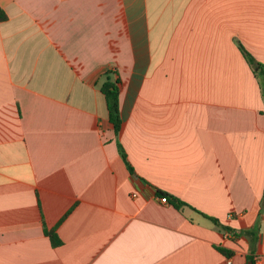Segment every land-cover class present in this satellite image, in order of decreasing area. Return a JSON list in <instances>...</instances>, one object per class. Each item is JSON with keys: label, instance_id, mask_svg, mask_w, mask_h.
Masks as SVG:
<instances>
[{"label": "crops", "instance_id": "obj_1", "mask_svg": "<svg viewBox=\"0 0 264 264\" xmlns=\"http://www.w3.org/2000/svg\"><path fill=\"white\" fill-rule=\"evenodd\" d=\"M0 9V264H264V0Z\"/></svg>", "mask_w": 264, "mask_h": 264}, {"label": "trees", "instance_id": "obj_2", "mask_svg": "<svg viewBox=\"0 0 264 264\" xmlns=\"http://www.w3.org/2000/svg\"><path fill=\"white\" fill-rule=\"evenodd\" d=\"M4 17H5V14L0 9V20L3 19ZM240 49L242 53L244 54L248 63H250L252 67L258 68L259 70H261L264 74V68L262 67V65L256 62L253 59V57L242 46H240ZM119 83H120L119 78H114L111 72L108 71L106 72L104 79L99 86L100 91L103 93L105 100H106L107 111H108V121L112 124V127L115 133L119 132L121 128V124H122V118H121L120 111H119V91H120ZM119 151H120V155L122 156V159L126 162V165L128 166V168L132 170V168L129 166L126 160V155L121 147ZM158 194H163V193L159 191ZM164 197L166 198V200H168L166 195H164ZM263 202H264V196L262 198V204ZM173 203L177 208H180L181 205L185 204L184 202L180 200H176ZM214 220L216 221V219ZM50 238L53 244L59 243V240L53 233L50 234ZM218 249L220 250V252L224 253L225 255L230 254V252L223 247H218ZM252 263H254V261H252Z\"/></svg>", "mask_w": 264, "mask_h": 264}, {"label": "built area", "instance_id": "obj_3", "mask_svg": "<svg viewBox=\"0 0 264 264\" xmlns=\"http://www.w3.org/2000/svg\"><path fill=\"white\" fill-rule=\"evenodd\" d=\"M161 200L166 201V198L162 197ZM259 261H260V258L257 257L254 262L255 264H259Z\"/></svg>", "mask_w": 264, "mask_h": 264}, {"label": "water", "instance_id": "obj_4", "mask_svg": "<svg viewBox=\"0 0 264 264\" xmlns=\"http://www.w3.org/2000/svg\"><path fill=\"white\" fill-rule=\"evenodd\" d=\"M249 264H252V263H249Z\"/></svg>", "mask_w": 264, "mask_h": 264}]
</instances>
